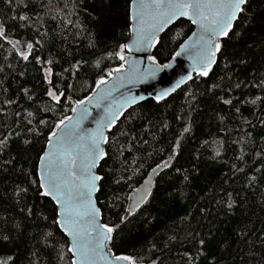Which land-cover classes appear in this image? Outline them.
Returning a JSON list of instances; mask_svg holds the SVG:
<instances>
[{"label":"trees","instance_id":"1","mask_svg":"<svg viewBox=\"0 0 264 264\" xmlns=\"http://www.w3.org/2000/svg\"><path fill=\"white\" fill-rule=\"evenodd\" d=\"M130 3L0 0L8 37L0 38L3 264H71L56 205L38 191L39 157L74 101L122 63L115 54L130 37ZM192 29L177 21L161 36L156 59L166 63ZM49 90L64 93L59 103ZM106 152L98 202L115 227L117 254L136 264H264V0L247 1L207 76L128 110ZM162 162L169 166L147 201L128 216L133 190Z\"/></svg>","mask_w":264,"mask_h":264},{"label":"snow or ice","instance_id":"2","mask_svg":"<svg viewBox=\"0 0 264 264\" xmlns=\"http://www.w3.org/2000/svg\"><path fill=\"white\" fill-rule=\"evenodd\" d=\"M20 2L23 3V0ZM246 2L247 0H141L137 6L138 11L135 17L137 24L133 28V39L129 44L120 45V51L115 54L123 63L109 70L106 76H100L95 82L96 88L101 89L102 85L109 84L113 75H116V80L110 84V87L103 88L98 93L95 98L96 107H101L100 100L110 98L112 92L122 87L125 81L131 83L140 78L136 68L138 62L131 61L129 56L124 54V50L127 49L130 54L133 48L139 50L155 47L159 42L157 33L163 31L168 24L179 17H188L193 24L199 25V33L194 34L197 37L195 41L191 44L190 41H186L181 45V49L187 50V45L197 50V55L193 58L194 71L197 75L207 76L211 65L215 62L216 54L221 51L219 38L228 37L232 21L237 18L238 13L243 11L242 6ZM133 3L135 5V0ZM24 6L27 7V4ZM19 19L25 20L27 17L22 15ZM0 38L5 40L8 38L3 25H0ZM32 48L33 45L28 43L27 50L19 52V55L24 60H28ZM180 54L176 52L174 55L179 56ZM36 59L39 61V57ZM148 59L153 65L148 73L150 76H154L163 68L170 67V63L159 64L155 56H149ZM125 64H128L126 70ZM47 71L51 72V69ZM188 79H192L191 74L188 75ZM183 82L184 78H181V83ZM168 91L165 90L158 95L157 101L164 99ZM47 95L59 103L64 93L57 94L49 90ZM68 99L71 100V97ZM91 99L93 98L85 97L76 100L75 104L80 106L79 116L75 118L64 116L50 131L47 141L49 148L39 157L42 167L39 180L36 181L38 191L45 197H51L55 202L54 224L70 237L67 251L72 254L71 264H97V261H106L107 264H119L120 261L136 264L131 256H112L110 252L105 251L106 242L112 239L113 227L99 222L101 211L93 200V193L99 190L97 182L103 179L94 172L97 161L108 155L103 147L109 142V137L105 135V128L107 126L111 129L117 119L116 113L125 105L136 103L137 98L134 96L121 97L115 107L108 105L104 114L95 121L96 127L85 131L81 125L90 115L85 106V100L91 101ZM224 103L228 104L231 101L225 100ZM71 110L77 112L76 107ZM41 123L45 122L41 121ZM188 130L185 128L184 132ZM6 140L7 137L0 140V145H3ZM178 146L179 142H177ZM168 166L167 162H162L157 164L152 171L155 173L157 169ZM148 195H150L148 192L141 193L134 203L128 206V216L136 212ZM129 199L132 198L129 197ZM228 207L231 208L232 204L229 203ZM126 218L121 217V220ZM200 243L202 244L203 241Z\"/></svg>","mask_w":264,"mask_h":264},{"label":"water","instance_id":"3","mask_svg":"<svg viewBox=\"0 0 264 264\" xmlns=\"http://www.w3.org/2000/svg\"><path fill=\"white\" fill-rule=\"evenodd\" d=\"M140 2H141V0H135V5H134L133 0H131V3H130V22H131L130 23V37L126 41L125 44H129L133 39V28L137 24V20L135 18L136 13L138 11L137 6L140 4ZM245 5H243L242 7L244 8ZM240 14L241 13H238L237 18L232 21V28L229 30V34L233 30L235 23L238 20ZM180 19H185V20L189 21L192 24L193 29L190 32V34L184 39V41L180 44V46L178 47V49L176 51V52H180L181 54L179 56L173 55L166 63H164V64L170 63V67L163 68L162 70L156 72V74L154 76L148 75V73L151 71V69L153 67L152 62L148 59V57L154 56V51H155V48H156L158 43L156 44L155 47H152V48H140L139 50H137L136 48H133V51L130 54L127 52V49H125L124 54L129 56V59L131 61H137L138 62L136 64V68L138 70L140 78L134 82H131V83L125 81L123 83L122 87H118L115 91L112 92V96L110 98L100 100L101 107H96L97 101L95 98L97 97L98 93H100L101 89L110 87V84L116 80V75L115 74L113 75L109 84L102 85L101 89H97L96 85H95L94 89L87 96H85V97H91L93 99H91V101L85 100V106L88 108L90 115L87 119H85L82 122L81 127L83 130L90 131V130L94 129L96 127L95 121L97 119H99L104 114L105 109L108 105H113L115 107L116 102H119L121 100V97H125V98L130 97V96L136 97L137 98L136 103L130 104V105H125L124 108L120 109L116 113L117 119H116L115 125L111 129H108L106 126L105 135H107L109 137V134L111 133V131L117 126L118 122L122 119L123 115L128 110H130L131 108L135 107L136 105H138L144 101H147L149 99H154L157 101L156 97L158 95H161L165 90H169L168 95L164 97V99H167L169 96L174 94L176 91H178L179 89L185 87L188 83H190V81L193 79L194 76H197L196 71H194V59H193L197 55V50L194 47H190L187 45H186L187 50H182L181 45L185 44L186 41H190V44L192 41H195V39L197 37L194 36V34L199 33V31H200L199 25L193 24L188 17H179V18L175 19L172 23L168 24L164 28L163 31L158 32L157 36H158L159 41H160L161 36ZM190 38H191V40H190ZM225 38L226 37L219 38L220 43ZM219 53L220 52H218L216 54L215 62L211 65L210 70L216 65V63L218 61ZM158 63L163 64L160 61H158ZM116 67H114V68H116ZM127 68H128V64H125V70ZM189 74L192 75V79H188ZM181 78H184L183 83H181ZM84 98H82V99H84ZM164 99H162V100H164ZM162 100H159V101H162ZM75 101L73 103V107L77 108V112L71 111L70 114L68 115V116L74 117V118L79 116V108H80L79 105L75 104ZM67 123L68 122L66 121V124ZM106 145L107 144H105L103 146L105 151H106ZM48 148H49V145L47 143L44 151H47ZM103 159L97 161V165L94 169V172L100 176H101V174L99 173V167H100V164H101ZM41 167H42V165H41L40 160H39L38 177H39V172L41 170ZM155 167H153V168H155ZM152 169H150L147 172V174L145 175V177L141 181V183L138 184L136 186V188L133 190V192L131 194L132 199H130L129 205L133 204L135 199L141 193H144V192H148L150 194L152 193L158 176L163 172V170L165 168L161 167V168L157 169V171L155 173L152 171ZM145 181H149V183L146 184ZM97 183H98L99 190L96 191L95 193H93V200L95 201L96 206L98 208H100V211H101L99 222L106 224L104 222V219H103L102 209H101L99 202H98V194L100 191L101 180L98 181ZM149 196L150 195L147 196V199ZM48 198L51 199V197H48ZM147 199L145 201L141 202L140 207L147 201ZM54 204H55V202H54ZM109 226H111V225H109ZM112 227H113V232L111 234L112 239L106 242L107 248L105 249V251L110 252V255H112V256H114V255H125V254H117L112 248V241H113L114 234H115V227L114 226H112ZM60 230L64 233V235L68 238V240L70 242V237L67 236L66 232H64L61 228H60ZM97 264H107V262L106 261H97ZM119 264H127V262L126 261H120Z\"/></svg>","mask_w":264,"mask_h":264},{"label":"rangeland","instance_id":"4","mask_svg":"<svg viewBox=\"0 0 264 264\" xmlns=\"http://www.w3.org/2000/svg\"><path fill=\"white\" fill-rule=\"evenodd\" d=\"M48 74H49V72H48Z\"/></svg>","mask_w":264,"mask_h":264}]
</instances>
